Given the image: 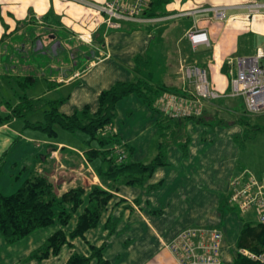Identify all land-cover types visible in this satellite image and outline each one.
Here are the masks:
<instances>
[{
    "label": "crops",
    "instance_id": "obj_1",
    "mask_svg": "<svg viewBox=\"0 0 264 264\" xmlns=\"http://www.w3.org/2000/svg\"><path fill=\"white\" fill-rule=\"evenodd\" d=\"M104 1L0 0V16L7 25V28H4L0 22V37L3 33H10L0 43V56L4 52L3 47L11 38L27 29L35 32V36H41L40 40L32 45L36 50H40L42 46L41 38L52 39L50 54L68 51L69 46L86 49L78 52L82 54L83 59L80 68H64L56 73L50 70V74L44 78V89L38 94H30L33 98L65 97L59 106V111L65 114H71L85 105L90 107L91 112H95L100 92L118 81H134L138 76L136 57L146 54L149 57V68L144 71L147 74L145 79L153 85L173 88L178 94H182V98L188 100L191 105L190 114H207L211 118L225 117L224 113L233 109L234 97L228 94L231 91L232 79L236 75L235 59L239 56L254 55L258 47L264 49V13L250 15L235 7L248 0H173L166 5L164 16H136L131 20L120 21L119 28H111L102 22V17L93 8H89ZM207 6H225L226 18H216L212 12H194L197 8ZM50 7L52 11L46 14ZM188 11L192 13H187ZM17 20H21V28L15 31ZM161 26L164 27L163 31L158 30ZM195 26L205 31L209 44H201L193 49L186 33ZM26 47L27 44H23L20 50L24 51ZM184 59L207 69L212 87L220 94L218 99L203 103L192 99L193 86L178 73V62ZM16 66L0 59V78L25 73ZM10 82L11 80L7 79L5 85ZM4 83L3 79H0L2 86ZM165 93H159L152 107L147 106L135 94L124 97L116 104L113 128L122 141L133 148L132 157H135V161L142 162V157H145L147 152H144L143 145L138 152L133 142H156L159 131L157 122L163 123L166 114H169L163 104L157 101ZM5 110L4 106H0L1 112ZM136 116L144 121L146 118V126L139 127ZM191 122L193 121L188 122L185 128L186 133ZM80 136L79 134L78 137L81 138ZM75 140V135L64 131H59L53 139L40 131L23 128L22 122L19 121L1 124L0 171L12 157V165L18 169L21 163L19 172L26 174L25 177L32 171L48 176L55 184L58 194L78 185L86 187L87 190L95 184L103 187L94 165L85 159L79 139ZM171 150L174 156L179 154L181 166L190 164V150L184 155L177 144L170 145L167 150L168 164L158 167L144 184L120 185L117 190L111 191L113 198L102 216L101 230L97 232L99 234L89 235L88 232L93 230L91 229L85 234V238L77 237L71 240L72 245H64L67 256H60L65 249L63 246L58 255H50L43 260L30 259V253L47 238L39 245H33L32 242L24 251L22 247L13 249L11 246L21 239L14 244H7L10 250L6 248L3 251L0 264H65L72 253L88 255L89 244L103 245V255L110 264H179L166 244L191 223L184 222V219L175 213L174 216L179 220L175 225L169 226L170 216L167 214L168 218L165 217V207L167 210L174 207L175 199L172 201L175 203L171 204V196H164L161 203L156 202L155 208H152L150 195L153 192H161L164 195L168 183L173 184L174 195H178L180 190L183 191L181 186H184L185 180L191 178L188 184L193 187H197L198 183L195 176L186 170H171ZM175 151L178 152L174 153ZM7 171L10 172L9 167ZM158 182L161 183L158 187H148ZM158 206L161 207L157 208ZM108 216L120 220L113 233L103 227ZM155 217L161 218L160 221ZM125 223L130 228L129 234L121 239L117 238L116 233L124 229ZM141 227L146 229L145 234ZM222 233L221 257L224 264H232L236 256V243L232 247L227 241V235ZM92 238L97 241L92 242Z\"/></svg>",
    "mask_w": 264,
    "mask_h": 264
},
{
    "label": "trees",
    "instance_id": "obj_2",
    "mask_svg": "<svg viewBox=\"0 0 264 264\" xmlns=\"http://www.w3.org/2000/svg\"><path fill=\"white\" fill-rule=\"evenodd\" d=\"M172 1L149 0L139 16L145 18L164 16L166 5ZM51 9L50 7L46 14L51 12ZM0 22L4 28H7L1 16ZM16 23L15 31H18L21 28V20H17ZM9 35L10 33H3L0 43ZM40 37L37 35L35 39ZM40 51L38 50L37 53ZM135 62L137 78L134 81H118L108 89L102 90L98 96L95 112H91L90 107L85 105L80 109H75L71 114H65L59 111V106L66 99L65 97L33 98L28 93L30 86L36 80L32 74L5 75V79L11 80L9 85L3 86L9 89L7 98L0 84V106L6 109L4 112L0 111V125L19 121L22 122L23 128L40 131L53 139L59 131H65L77 137L80 134L82 137L78 138L83 155L89 163L94 165L101 184H103V187L92 185L88 190L78 185L58 194L55 184L48 176L32 171L13 193L5 195L0 191V236L7 244H14L39 229L59 225V228H56L39 247L30 253V259L43 260L50 255H58L64 245H72L71 240L77 237L85 238V234L101 222L113 198L111 191L117 190L120 185L144 184L158 167L168 164L167 150L170 145L177 144L182 153L186 155L190 142V137L185 130L188 122L200 123L216 117L211 118L207 114L205 116L188 114L172 117L165 113L164 122H157L159 131L155 142V156L149 162L129 161L128 158L132 156L133 148L123 142L113 128L117 102L130 94H135L147 106L152 107L157 96L162 93H175L182 97V94H178L173 88L153 85L145 79L147 74L144 71L149 68L148 55L137 56ZM51 84L53 87L54 82ZM194 98L197 99L195 93L192 94V99ZM184 101L189 104L188 100ZM198 101L203 103L200 99ZM247 114L252 113L247 112ZM241 122V119L235 120V123L241 124ZM160 184L158 182L148 187H158ZM231 205L236 207L234 204ZM73 218H75V225L66 232L65 228ZM119 221L118 218L113 219L108 216L103 227L109 233H113ZM202 226L216 228L222 233L214 226L188 227ZM263 246L264 225L256 222L255 218L243 221L237 235L236 248L260 251ZM89 248L88 255L72 253L65 264H110L103 255V245L89 244ZM232 264L258 263L237 254Z\"/></svg>",
    "mask_w": 264,
    "mask_h": 264
},
{
    "label": "rangeland",
    "instance_id": "obj_3",
    "mask_svg": "<svg viewBox=\"0 0 264 264\" xmlns=\"http://www.w3.org/2000/svg\"><path fill=\"white\" fill-rule=\"evenodd\" d=\"M254 1L258 2L260 0H248L246 3ZM89 8L92 9L93 7ZM239 10L252 15L246 8ZM90 12L93 11L90 10ZM93 14H95V12ZM162 28L164 27L161 26L158 30L163 31L164 29ZM35 37V32L30 29L20 34H15L10 41L5 44V47H3L4 52L0 56V59L3 61L6 60L7 63L13 64L14 66L17 65L16 67L18 70L25 71L24 75L32 74L36 78V82L31 85L28 90L29 94H38L44 89V78L50 74V70L56 73L61 72L64 68H80L83 59L82 54H78V52H82V50L86 51L85 48L80 50L76 46H69L70 49L68 51L59 53L52 52V54H50L49 49L53 46L51 43L52 39L46 40L45 38H41V53H37L38 50L32 47V45H35L40 38L35 40ZM23 44H27V47L24 51H21L20 48ZM187 64L193 63L186 59L178 62V73L191 83L193 91L196 93L193 83L183 73V67ZM0 79H3L5 82L4 85L7 83V79L4 77ZM3 89L2 92L5 97H9L7 93L9 89H7V86L3 87ZM231 94L230 91L228 95L234 97L233 109L224 113L226 114L225 117H215L214 119H209L208 121L200 123L191 122L189 131L187 132L190 137L188 150H190V155L192 156L190 164L184 167L181 166L178 159L179 154L174 156L173 150H171V170H186L192 173L195 176V181L198 183V186H190L188 181H190L191 178H189L188 181H184V186H181L183 191L180 190L178 195H174L173 184L168 183L164 195L161 192H153L150 195V200L151 207L155 208L156 202L161 203L164 196L170 195L171 202L175 199L176 203L172 202L171 204L175 203V206L168 210L165 207V217L168 218V215L170 216V219L168 218L169 226L175 225L177 220H179L174 216L175 213H177L179 218L184 219V222H190V226L206 225L219 228L227 235V241L231 243L233 247L236 243V238L242 222L251 220L252 218L254 219V215L251 212L250 214L243 215L237 207H233L229 203L230 183L244 170L255 173L256 175L264 173V111L257 114H247V112H245L243 98ZM53 95L55 94L53 93ZM136 118L139 127L146 126V118L145 121L141 120L139 116H136ZM221 119L223 121H221ZM240 119L242 120L241 124L235 123V120ZM75 138V141L79 139L77 136H75ZM133 143H135L138 152L142 145L144 146V152H147L145 157L141 156L142 162H149L155 156V142ZM18 148H20V146ZM177 150H179V148ZM177 152L178 151H175L174 153ZM134 159L135 157L131 155L128 158L129 161ZM11 162L12 157L8 159L3 169L0 171V191L5 195L13 193L21 185V181L26 178V174L19 172L21 163L17 169ZM8 167L10 172L7 171ZM14 169H16L15 172ZM180 179L181 178H179V180ZM181 194L182 196L179 197ZM179 198H181V200ZM218 205L220 206L218 207ZM160 207L161 206H158L157 208ZM217 207L218 210L216 209ZM155 218L159 219V221L161 219L158 217ZM101 224L102 223H99V225L95 229L89 231L88 234L91 236L99 234L97 232L101 230ZM74 225L75 218H73L65 228L66 232L71 230ZM124 226L121 232L116 233L115 236L117 238L121 239L129 234L130 228L128 224L125 223ZM56 228H59L58 224L39 229L11 247L13 249L22 247V251H24L32 242H34L33 245H39V243L53 233ZM141 229L145 234L146 229L143 227H141ZM92 239V242L97 241L96 238ZM6 248L10 250L7 243L0 236V256H2ZM64 248L60 256L62 254H64L63 256H67L66 246H64ZM14 253L19 255L17 251H14Z\"/></svg>",
    "mask_w": 264,
    "mask_h": 264
},
{
    "label": "built area",
    "instance_id": "obj_4",
    "mask_svg": "<svg viewBox=\"0 0 264 264\" xmlns=\"http://www.w3.org/2000/svg\"><path fill=\"white\" fill-rule=\"evenodd\" d=\"M149 0H105L93 9L102 16V22L111 28H119L120 21L139 16ZM236 8H246L249 12L264 13V0L235 5ZM225 6H207L197 8L194 12H212L216 18L227 16ZM187 13H192L188 11ZM193 49L201 44H209L205 31L196 26L186 33ZM236 75L231 82V95L241 96L247 112L257 114L264 111V49L258 47L254 55L239 56L235 59ZM184 75L193 83L195 95L199 100H210L220 96L214 90L206 68L187 64L183 67ZM185 99L173 93H165L158 98V103L172 117L188 115L192 112L191 105ZM200 110H196V112ZM229 202L234 204L246 215L253 213L256 222L264 225V173L256 175L244 170L231 182ZM174 254L179 264H224L221 257L222 233L211 227H187L180 230L166 244ZM240 254L258 263L264 264V246L260 251L248 248H236Z\"/></svg>",
    "mask_w": 264,
    "mask_h": 264
},
{
    "label": "water",
    "instance_id": "obj_5",
    "mask_svg": "<svg viewBox=\"0 0 264 264\" xmlns=\"http://www.w3.org/2000/svg\"><path fill=\"white\" fill-rule=\"evenodd\" d=\"M52 37H54V36L52 35Z\"/></svg>",
    "mask_w": 264,
    "mask_h": 264
},
{
    "label": "bare ground",
    "instance_id": "obj_6",
    "mask_svg": "<svg viewBox=\"0 0 264 264\" xmlns=\"http://www.w3.org/2000/svg\"><path fill=\"white\" fill-rule=\"evenodd\" d=\"M202 67V66H201Z\"/></svg>",
    "mask_w": 264,
    "mask_h": 264
}]
</instances>
